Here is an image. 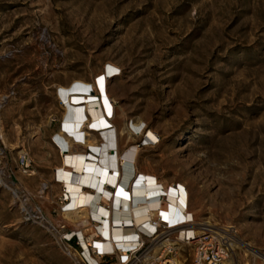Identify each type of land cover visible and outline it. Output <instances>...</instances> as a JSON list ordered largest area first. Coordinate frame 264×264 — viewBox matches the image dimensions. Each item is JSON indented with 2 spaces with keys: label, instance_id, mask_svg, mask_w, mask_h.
<instances>
[{
  "label": "rangeland",
  "instance_id": "rangeland-1",
  "mask_svg": "<svg viewBox=\"0 0 264 264\" xmlns=\"http://www.w3.org/2000/svg\"><path fill=\"white\" fill-rule=\"evenodd\" d=\"M101 77L119 162L134 151L135 174L184 185L197 221L237 229L236 264H264V0H0L7 164L44 217L27 220L0 187V264H75L59 244L73 229L56 182L59 91L81 80L101 99ZM22 150L31 177L17 171Z\"/></svg>",
  "mask_w": 264,
  "mask_h": 264
},
{
  "label": "built area",
  "instance_id": "built-area-1",
  "mask_svg": "<svg viewBox=\"0 0 264 264\" xmlns=\"http://www.w3.org/2000/svg\"><path fill=\"white\" fill-rule=\"evenodd\" d=\"M11 94L0 95V114ZM79 94L82 96L94 95V87L88 84V91ZM57 147L60 154L62 156L64 154V157H66L68 154L67 148L58 145ZM76 154L78 155V153ZM81 155L84 161L94 166L98 164V154L92 149L82 152ZM16 167L22 176L31 177L34 174L33 159L29 152L22 150L17 154ZM69 168L72 172H75L72 167ZM111 176L115 179L118 178L114 172ZM56 182L61 183L64 190L61 200L62 206L60 207L62 214L77 209L76 198L69 192L67 185L59 179ZM137 182L145 187V191H142V193L150 192L152 194L147 197V200H149V204L156 205L150 208L151 211L156 212V216L148 217L143 223L123 220L116 225L114 223L116 209L110 207V205H105L102 208L101 204L97 203L96 207L89 211L87 218L83 221L73 222L69 220L73 224V229L67 227L68 225L61 227L59 244L63 252L75 264H232L230 259L233 257L238 243L235 226H216L208 221H197L189 208L188 191L180 183L162 186L153 177L133 173L129 182L131 186L124 190L126 197H129V193L132 198L134 197V186ZM105 185H107L106 190L110 195L118 196L119 184L115 182ZM180 185L186 189L187 197L184 188L181 189ZM0 187L11 191L17 199H23V203L20 205V212L23 217L39 224L44 222V217L38 207L34 209L28 207V197L17 187V178L14 171L8 167L1 119ZM95 191V186L91 183L86 190L87 195L83 205L89 206L91 204L92 197L97 192ZM181 193L185 196V201L181 204V212L174 217L169 211V196L173 194L179 201ZM164 207H167V211L162 209ZM100 209H104L106 214H102L99 211ZM105 223L108 229L113 230L122 227L124 232L131 230L133 234L123 239H115L112 234L109 235V231L104 235L102 230ZM232 261L233 264H236L234 257Z\"/></svg>",
  "mask_w": 264,
  "mask_h": 264
},
{
  "label": "bare ground",
  "instance_id": "bare-ground-1",
  "mask_svg": "<svg viewBox=\"0 0 264 264\" xmlns=\"http://www.w3.org/2000/svg\"><path fill=\"white\" fill-rule=\"evenodd\" d=\"M115 71V67L108 68V73H110V75H112V73ZM97 86L103 96L101 99L96 98L91 94L89 96L80 95L79 93L82 94L88 91V83L81 80H74L68 86L60 87L59 96L62 100L60 105L62 106L63 112L65 114L62 119L63 122L61 124V131L68 138L59 132L55 139L61 147L67 148L68 154L65 158L63 154L64 166L67 165L72 167L75 172H72L71 169H64L63 166L58 168L56 176L62 181V183L67 185L69 192L73 197L76 198L75 202L78 207L77 209L69 211L64 215L67 219H70L73 222L83 221L87 218L89 211L95 208L97 203H99L101 204L102 208L105 205H110V207H114L116 209L114 215V223L116 225L121 223L123 220L126 222L134 221L135 223H143L148 217L151 218L156 216V212L150 210V208H153L156 205L149 204L147 197L152 194H150V192L142 193V191H145V187H143L144 185H140V182H137V184L134 186V197L132 198L130 193L128 194L129 197H126L124 190L128 186H131L129 182L132 174L134 173L132 169L135 170V167L131 163L133 162L136 152L129 150L126 153V161L121 160L120 162L117 156L114 155L116 134L110 125V122L104 115L106 114L111 116L112 110L111 107H109L110 102L108 103L104 97L106 81L103 77L98 79ZM89 112L94 115L92 118L91 116L89 117V114H87ZM139 124L140 123H137L136 126ZM63 126L71 130L69 132L64 131L62 129ZM84 127L87 128L84 129ZM95 132H101V134H103L105 142L102 147L100 145L95 146V144H91L86 140L87 134H95ZM149 137L152 138V135L150 134ZM3 142L6 145L4 136ZM76 146L79 149H76ZM85 148H90L100 155L98 164L94 166L91 163L83 160L81 149ZM76 153H78V155ZM116 162H119L118 167ZM120 166L122 167V170H120ZM113 172L115 173V176L118 177L117 179L111 176ZM115 182L119 184L120 188L117 193L118 196L116 197H114V195H110L107 192V185H105L108 183L113 184ZM91 183L94 184L97 192L95 191L96 194L92 197L91 204L89 206H85L83 203L87 195L86 190L89 188ZM180 187L181 189L184 188L182 185H180ZM184 190L187 197L186 189L184 188ZM184 197L185 196L181 193L180 200L178 201V198H175L173 194L169 196V211L174 217L177 216V213L181 212V204L185 201ZM153 200L155 199L153 198ZM162 209L167 211V207ZM99 211L102 214H106L104 209H100ZM132 228L134 229V227ZM108 231L109 235L111 236L112 234L115 239L127 238L133 234L131 230L124 232L122 227L114 228L113 230H111V228L108 229L105 223L102 232L104 235H106ZM256 256H258L264 262V255L257 254ZM232 258L233 257L230 259V263L233 264Z\"/></svg>",
  "mask_w": 264,
  "mask_h": 264
}]
</instances>
